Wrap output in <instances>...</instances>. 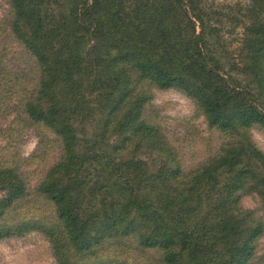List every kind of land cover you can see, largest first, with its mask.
Segmentation results:
<instances>
[{"label":"trees","instance_id":"16d2710c","mask_svg":"<svg viewBox=\"0 0 264 264\" xmlns=\"http://www.w3.org/2000/svg\"><path fill=\"white\" fill-rule=\"evenodd\" d=\"M9 3L10 28L39 71L23 111L58 136L62 157L38 185L52 222L1 223L26 184L0 168V239L40 231L58 264H128L94 256L105 240L123 238L161 251L163 264H247L264 231L239 206L243 193L256 192L264 208V153L250 135L264 131V0L217 13L202 0ZM226 24L242 36L236 58L223 64L224 40L215 37ZM4 75L0 86L18 90ZM146 85L180 90L228 137L188 175L142 115Z\"/></svg>","mask_w":264,"mask_h":264},{"label":"rangeland","instance_id":"374dc122","mask_svg":"<svg viewBox=\"0 0 264 264\" xmlns=\"http://www.w3.org/2000/svg\"><path fill=\"white\" fill-rule=\"evenodd\" d=\"M217 9L241 8L245 0H202ZM240 5V6H238ZM12 11L9 0H0V73L19 82L18 90L0 86V168H13L26 184L25 195L17 200L4 217L2 224L18 221L41 220L52 222L54 208L38 185L50 168L62 157L61 141L46 125L27 118L23 101L36 90L39 71L33 56L16 39L11 28ZM218 26V22H215ZM220 36V60L227 64L236 58L242 29L225 25ZM218 44V43H217ZM227 66V65H225ZM76 79V77H74ZM149 98L143 106V117L162 130L166 141L174 148L184 175H188L209 158L216 155L228 137L207 125L195 102L176 88L159 89L145 86ZM71 100V98H70ZM87 134L97 132L96 122H89ZM256 146L264 153V131L250 129ZM80 142V141H78ZM113 138L109 143H114ZM91 172V170H90ZM0 186V198L5 195ZM242 210L264 225V208L256 192L243 193L239 200ZM97 258L128 264H163L161 251L141 250L133 238L105 240L95 250ZM90 259L78 260L88 264ZM0 264H58L55 253L45 234L29 231L23 235L0 239ZM247 264H264V231L257 238L254 254Z\"/></svg>","mask_w":264,"mask_h":264}]
</instances>
